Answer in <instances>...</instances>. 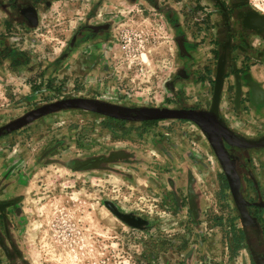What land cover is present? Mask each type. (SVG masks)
Segmentation results:
<instances>
[{
	"label": "flooded vegetation",
	"instance_id": "obj_1",
	"mask_svg": "<svg viewBox=\"0 0 264 264\" xmlns=\"http://www.w3.org/2000/svg\"><path fill=\"white\" fill-rule=\"evenodd\" d=\"M53 1L0 0V74H25L30 86L29 109L0 118V264H36L26 204L32 178L51 165L149 184L164 214L153 218L114 205L145 236L143 264H264V146L255 145L264 139V14L252 0H86L79 13L75 7L67 33L59 25L55 34L46 32L50 41L40 40L41 10ZM139 9L166 25L173 46L158 103L130 100L117 86V28ZM66 99L186 111L199 122L72 109L3 130ZM66 115L75 121L35 143L16 138ZM227 174L255 222L247 232ZM208 184L224 199L220 211L212 208Z\"/></svg>",
	"mask_w": 264,
	"mask_h": 264
},
{
	"label": "rangeland",
	"instance_id": "obj_2",
	"mask_svg": "<svg viewBox=\"0 0 264 264\" xmlns=\"http://www.w3.org/2000/svg\"><path fill=\"white\" fill-rule=\"evenodd\" d=\"M252 2L264 14V0ZM116 34L119 42L113 59L118 88L130 100L158 103L172 68L173 46L166 25L152 12L139 9L118 26ZM29 88L25 74H0V118L16 117L29 109L24 101ZM74 119L66 115L42 122L16 138L35 143L47 130H60ZM150 188L141 180L131 183L110 174L73 172L55 165L40 169L32 178L26 204L27 243L35 263L143 264L145 236L111 214L104 202L154 218L157 212L164 213ZM213 192L212 208L220 211L224 199Z\"/></svg>",
	"mask_w": 264,
	"mask_h": 264
},
{
	"label": "water",
	"instance_id": "obj_3",
	"mask_svg": "<svg viewBox=\"0 0 264 264\" xmlns=\"http://www.w3.org/2000/svg\"><path fill=\"white\" fill-rule=\"evenodd\" d=\"M72 109H83L87 111H94L112 117L127 119L132 121H144V120L147 121V120H158V119H191L196 122H199L197 118L193 116L192 113L186 111H170L165 109L161 110L159 108L125 109L94 100L66 99L50 104H45L40 108L28 112L24 116L17 118L11 121L10 123H8L6 126L3 127V130H6L8 132H13L32 123L34 120L40 117L52 113H56L64 110H72ZM255 145L264 146V139L255 143ZM215 149L218 155L223 153L220 150V148H218V145L215 146ZM74 171L82 172V170H78L75 168ZM227 173H228V169H227ZM229 180L231 183L232 190L234 191L235 202L239 208L240 216L243 221V226L247 232V229H250L255 222L252 221L253 219L250 217L246 209V203L237 189V184L235 180H232L230 177ZM104 206L111 214H113L120 221L124 223H129L127 221V217L124 214L120 213L112 202L105 201Z\"/></svg>",
	"mask_w": 264,
	"mask_h": 264
},
{
	"label": "crops",
	"instance_id": "obj_4",
	"mask_svg": "<svg viewBox=\"0 0 264 264\" xmlns=\"http://www.w3.org/2000/svg\"><path fill=\"white\" fill-rule=\"evenodd\" d=\"M85 1L86 0H56L51 4H48L46 9L41 10L40 24L37 29L38 39L41 40L45 37L44 41H50L51 38H53L50 34H55L58 26L63 24L65 28L64 33H67L72 24L74 13H76V11L79 13V11L85 7ZM77 2L78 7L75 5ZM75 7L77 8L76 11H74ZM46 32H49L50 34H47ZM212 179L213 178L209 176L206 180L209 181Z\"/></svg>",
	"mask_w": 264,
	"mask_h": 264
}]
</instances>
